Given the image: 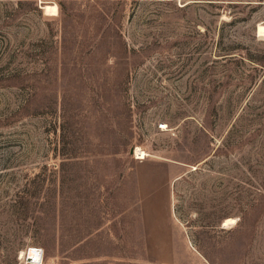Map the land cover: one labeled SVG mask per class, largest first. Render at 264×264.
<instances>
[{
	"label": "rangeland",
	"instance_id": "rangeland-1",
	"mask_svg": "<svg viewBox=\"0 0 264 264\" xmlns=\"http://www.w3.org/2000/svg\"><path fill=\"white\" fill-rule=\"evenodd\" d=\"M0 264H264V0H0Z\"/></svg>",
	"mask_w": 264,
	"mask_h": 264
},
{
	"label": "bare ground",
	"instance_id": "bare-ground-1",
	"mask_svg": "<svg viewBox=\"0 0 264 264\" xmlns=\"http://www.w3.org/2000/svg\"><path fill=\"white\" fill-rule=\"evenodd\" d=\"M43 6L44 5H41L42 9H43ZM163 127H165V125H163ZM233 222H234V219L231 218L226 223L229 224V223H233ZM25 255L29 256L33 263H40L41 262V256H42L41 249H39L37 247H29L25 254L22 253V256H25Z\"/></svg>",
	"mask_w": 264,
	"mask_h": 264
},
{
	"label": "water",
	"instance_id": "water-1",
	"mask_svg": "<svg viewBox=\"0 0 264 264\" xmlns=\"http://www.w3.org/2000/svg\"><path fill=\"white\" fill-rule=\"evenodd\" d=\"M25 258H26V260H27L28 262H30V261H31V258H30L29 256H27V255H26V257H25Z\"/></svg>",
	"mask_w": 264,
	"mask_h": 264
},
{
	"label": "built area",
	"instance_id": "built-area-1",
	"mask_svg": "<svg viewBox=\"0 0 264 264\" xmlns=\"http://www.w3.org/2000/svg\"><path fill=\"white\" fill-rule=\"evenodd\" d=\"M163 125H165V124H160V125H159V128H164ZM137 159H138V158H137Z\"/></svg>",
	"mask_w": 264,
	"mask_h": 264
}]
</instances>
